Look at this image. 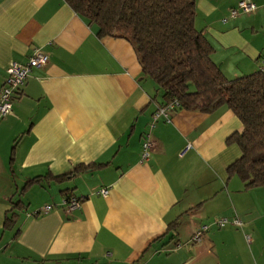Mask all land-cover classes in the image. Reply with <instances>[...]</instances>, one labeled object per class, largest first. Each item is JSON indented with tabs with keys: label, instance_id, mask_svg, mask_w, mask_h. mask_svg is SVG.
<instances>
[{
	"label": "crops",
	"instance_id": "crops-1",
	"mask_svg": "<svg viewBox=\"0 0 264 264\" xmlns=\"http://www.w3.org/2000/svg\"><path fill=\"white\" fill-rule=\"evenodd\" d=\"M239 1L196 0L228 79L264 63V0L230 17ZM35 48L48 62L0 119V264H264V186L228 172L242 130L231 109L173 108L150 127L160 90L126 39L98 36L65 0H0V87ZM66 194L80 199L70 213Z\"/></svg>",
	"mask_w": 264,
	"mask_h": 264
},
{
	"label": "trees",
	"instance_id": "trees-1",
	"mask_svg": "<svg viewBox=\"0 0 264 264\" xmlns=\"http://www.w3.org/2000/svg\"><path fill=\"white\" fill-rule=\"evenodd\" d=\"M65 2L95 27L98 36L131 44L143 75L160 90V105L177 101L176 109L208 112L221 104L231 109L242 130L228 138L240 150L228 172L246 188L264 186V68L226 78L211 59V45L194 25L196 0ZM38 180L30 179L26 185ZM13 219L7 216L6 225L14 224Z\"/></svg>",
	"mask_w": 264,
	"mask_h": 264
},
{
	"label": "built area",
	"instance_id": "built-area-1",
	"mask_svg": "<svg viewBox=\"0 0 264 264\" xmlns=\"http://www.w3.org/2000/svg\"><path fill=\"white\" fill-rule=\"evenodd\" d=\"M256 5L250 0H241L236 6L232 7L229 11L230 17H236L241 13H251L255 10ZM48 62L47 53L43 52L40 48H35L32 54L29 56L27 62L21 64L16 61H11L5 68V78L0 87V119L9 114L12 110L14 100L19 96L22 86L24 85L30 71L34 67L44 66ZM264 68V63L261 67ZM178 106L177 101H172L168 104L159 105L153 112L150 122V127L159 119L164 118L169 120V113L173 108ZM153 146V142L149 137V134L145 136L142 142L141 159L146 160L150 154V150ZM106 190H100L102 195L106 194ZM80 201L75 197H64L61 201V206L70 213L73 209L78 208ZM53 208V205H46L43 207V212H47ZM227 222L226 218H219L216 220L218 226H223ZM233 223L240 225L241 221L238 218L233 219ZM206 226H203L200 230L196 231L193 235V239L197 240L201 236V231L205 230ZM247 241H250L249 235H245Z\"/></svg>",
	"mask_w": 264,
	"mask_h": 264
},
{
	"label": "rangeland",
	"instance_id": "rangeland-1",
	"mask_svg": "<svg viewBox=\"0 0 264 264\" xmlns=\"http://www.w3.org/2000/svg\"><path fill=\"white\" fill-rule=\"evenodd\" d=\"M249 237H250V239H252L251 236H250V234H249Z\"/></svg>",
	"mask_w": 264,
	"mask_h": 264
}]
</instances>
